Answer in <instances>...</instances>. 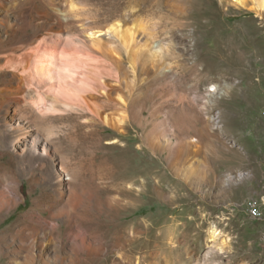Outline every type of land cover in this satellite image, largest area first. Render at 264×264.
Wrapping results in <instances>:
<instances>
[{
	"label": "rangeland",
	"instance_id": "obj_1",
	"mask_svg": "<svg viewBox=\"0 0 264 264\" xmlns=\"http://www.w3.org/2000/svg\"><path fill=\"white\" fill-rule=\"evenodd\" d=\"M84 1L101 10L98 21L120 10L159 28L169 76L140 73L119 135L74 117L57 123L50 157L41 147L25 161L0 135V196L15 184L19 192V205L0 219V264L26 261L10 235L29 227L30 214L62 220L50 206L91 210L85 230L109 249L96 264H264V10L180 0L177 17L175 0ZM62 166L64 200L54 174ZM213 227L229 241L223 254H210Z\"/></svg>",
	"mask_w": 264,
	"mask_h": 264
},
{
	"label": "bare ground",
	"instance_id": "obj_2",
	"mask_svg": "<svg viewBox=\"0 0 264 264\" xmlns=\"http://www.w3.org/2000/svg\"><path fill=\"white\" fill-rule=\"evenodd\" d=\"M233 1L241 8L264 10V0ZM175 2L179 17L180 0ZM96 9L84 0H0V135L10 137V145L24 161L41 147L42 157H50L53 150L47 145L59 139L57 123L74 117L119 135L129 118L139 77L169 76L171 51L159 28H149L132 13L125 20L120 10L101 22L102 12ZM66 123L62 122L65 127ZM170 141L164 140L166 145ZM61 169L63 173L56 169L54 174L64 200L68 168ZM15 185L0 196V219L19 205ZM75 197L71 191L67 199L71 202ZM48 210L53 220H62L49 225L30 214L29 227L9 234L21 240L20 249L27 254L25 262L13 264H96L108 256L106 243L85 230L91 210L72 206ZM210 238L215 243L210 254L226 252L229 241L215 227Z\"/></svg>",
	"mask_w": 264,
	"mask_h": 264
},
{
	"label": "built area",
	"instance_id": "obj_3",
	"mask_svg": "<svg viewBox=\"0 0 264 264\" xmlns=\"http://www.w3.org/2000/svg\"><path fill=\"white\" fill-rule=\"evenodd\" d=\"M250 213L254 215L255 218L259 217V205L252 203L250 205Z\"/></svg>",
	"mask_w": 264,
	"mask_h": 264
}]
</instances>
